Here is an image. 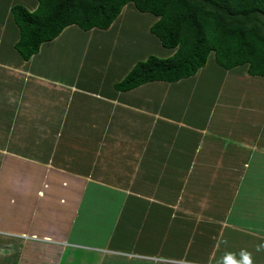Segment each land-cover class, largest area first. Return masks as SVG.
<instances>
[{"label":"crops","instance_id":"obj_1","mask_svg":"<svg viewBox=\"0 0 264 264\" xmlns=\"http://www.w3.org/2000/svg\"><path fill=\"white\" fill-rule=\"evenodd\" d=\"M14 5L0 6V264H264V76L212 54L120 91L138 61L174 54L156 16L139 56L80 71L104 32L71 25L26 61Z\"/></svg>","mask_w":264,"mask_h":264},{"label":"trees","instance_id":"obj_2","mask_svg":"<svg viewBox=\"0 0 264 264\" xmlns=\"http://www.w3.org/2000/svg\"><path fill=\"white\" fill-rule=\"evenodd\" d=\"M30 11L12 8L20 38L15 44L28 61L41 44L52 41L71 25L83 30L108 29L129 3L158 18L151 31L163 47L174 50L167 58L150 55L138 61L115 84L127 91L147 82H178L203 68L214 54L226 69L248 65V73L264 76V0H38Z\"/></svg>","mask_w":264,"mask_h":264},{"label":"rangeland","instance_id":"obj_3","mask_svg":"<svg viewBox=\"0 0 264 264\" xmlns=\"http://www.w3.org/2000/svg\"><path fill=\"white\" fill-rule=\"evenodd\" d=\"M10 1L15 5L20 4L21 2V0ZM5 2H7V0H0V6L2 7ZM151 17L155 16H153V14L140 12L132 2L125 6L121 15L113 23V26L118 25L116 30H113V26L112 30L109 31L96 29L97 31L104 32V34L101 36L97 35L98 38L93 37V42L88 39V42L91 44L90 51L93 49L97 52L93 57H90V55L85 57L82 65L80 66V71L86 70V67H88V65L92 62L93 64H96L97 69H102L106 53L109 56L111 55L120 59L118 60L120 62L122 58L127 61L128 59L139 56L140 53L137 49H141L143 51L144 48L142 47V42L145 41V43H149L154 40L152 37H149V33L147 32V26L152 20ZM150 47L152 50H149L150 52H148L147 55L150 53L161 55L159 40H156ZM96 60L98 62V66Z\"/></svg>","mask_w":264,"mask_h":264},{"label":"clouds","instance_id":"obj_4","mask_svg":"<svg viewBox=\"0 0 264 264\" xmlns=\"http://www.w3.org/2000/svg\"><path fill=\"white\" fill-rule=\"evenodd\" d=\"M243 255V260L241 262V264H252V260L250 255L248 254H242Z\"/></svg>","mask_w":264,"mask_h":264}]
</instances>
